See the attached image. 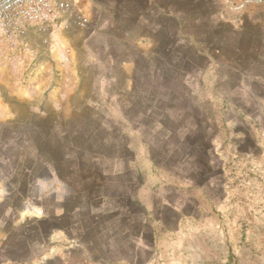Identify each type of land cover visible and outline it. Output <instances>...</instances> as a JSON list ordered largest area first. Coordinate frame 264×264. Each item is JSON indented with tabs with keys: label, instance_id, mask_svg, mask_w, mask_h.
<instances>
[{
	"label": "rangeland",
	"instance_id": "1",
	"mask_svg": "<svg viewBox=\"0 0 264 264\" xmlns=\"http://www.w3.org/2000/svg\"><path fill=\"white\" fill-rule=\"evenodd\" d=\"M106 1L0 52V264H264V88Z\"/></svg>",
	"mask_w": 264,
	"mask_h": 264
},
{
	"label": "crops",
	"instance_id": "2",
	"mask_svg": "<svg viewBox=\"0 0 264 264\" xmlns=\"http://www.w3.org/2000/svg\"><path fill=\"white\" fill-rule=\"evenodd\" d=\"M106 3L116 11L121 8L119 0ZM128 4L155 18L204 23L223 44L235 40L233 70L264 88V0H129ZM153 25L163 27L159 22Z\"/></svg>",
	"mask_w": 264,
	"mask_h": 264
},
{
	"label": "built area",
	"instance_id": "3",
	"mask_svg": "<svg viewBox=\"0 0 264 264\" xmlns=\"http://www.w3.org/2000/svg\"><path fill=\"white\" fill-rule=\"evenodd\" d=\"M75 0H0V52L13 39L47 31L75 10Z\"/></svg>",
	"mask_w": 264,
	"mask_h": 264
},
{
	"label": "bare ground",
	"instance_id": "4",
	"mask_svg": "<svg viewBox=\"0 0 264 264\" xmlns=\"http://www.w3.org/2000/svg\"><path fill=\"white\" fill-rule=\"evenodd\" d=\"M59 29L60 28H58L55 32H54V37H58L59 36ZM57 45L59 46L60 44H59V41L57 42ZM62 47V46H61ZM65 55V54H64ZM62 56H63V54H62ZM63 58H64V56H63Z\"/></svg>",
	"mask_w": 264,
	"mask_h": 264
}]
</instances>
